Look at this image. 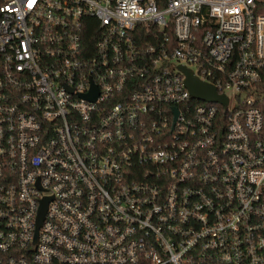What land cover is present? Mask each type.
<instances>
[{"label": "built area", "instance_id": "2783aa9c", "mask_svg": "<svg viewBox=\"0 0 264 264\" xmlns=\"http://www.w3.org/2000/svg\"><path fill=\"white\" fill-rule=\"evenodd\" d=\"M0 264H264V0H0Z\"/></svg>", "mask_w": 264, "mask_h": 264}, {"label": "water", "instance_id": "95a60500", "mask_svg": "<svg viewBox=\"0 0 264 264\" xmlns=\"http://www.w3.org/2000/svg\"><path fill=\"white\" fill-rule=\"evenodd\" d=\"M182 71L186 74V86L189 89L191 95L193 98L198 100H203L207 102H217L221 103L225 106L228 105V99L224 96L218 95L216 89L210 85H207L203 82H201L198 78L195 77L192 71L181 67ZM97 93L94 90V93L90 97L91 100H96ZM47 205L46 203L43 205L42 211H41V217L39 219V226L44 220L45 212H46Z\"/></svg>", "mask_w": 264, "mask_h": 264}, {"label": "trees", "instance_id": "16d2710c", "mask_svg": "<svg viewBox=\"0 0 264 264\" xmlns=\"http://www.w3.org/2000/svg\"><path fill=\"white\" fill-rule=\"evenodd\" d=\"M166 0H157L159 8H163ZM169 35H172L171 30L169 31Z\"/></svg>", "mask_w": 264, "mask_h": 264}]
</instances>
